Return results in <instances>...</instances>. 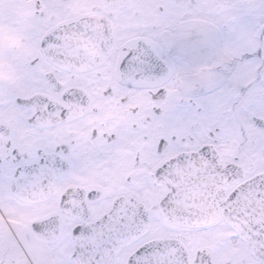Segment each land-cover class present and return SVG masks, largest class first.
<instances>
[{
    "label": "snow or ice",
    "instance_id": "obj_1",
    "mask_svg": "<svg viewBox=\"0 0 264 264\" xmlns=\"http://www.w3.org/2000/svg\"><path fill=\"white\" fill-rule=\"evenodd\" d=\"M0 264H264V0H0Z\"/></svg>",
    "mask_w": 264,
    "mask_h": 264
}]
</instances>
